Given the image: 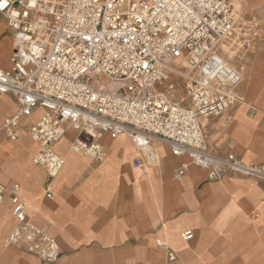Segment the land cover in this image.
Listing matches in <instances>:
<instances>
[{
    "label": "built area",
    "instance_id": "built-area-1",
    "mask_svg": "<svg viewBox=\"0 0 264 264\" xmlns=\"http://www.w3.org/2000/svg\"><path fill=\"white\" fill-rule=\"evenodd\" d=\"M0 16L13 39L11 70L0 66V96H14L17 106L0 135L15 141L21 122L42 111L26 133L38 146L32 163L45 171L47 198L64 165L54 146L68 131L70 151L96 162L105 158L103 137L126 136L142 155L158 142L210 181L227 170L260 180L264 192L262 172L209 152L201 130L203 119L240 102L242 76L222 47L247 50L261 33L259 21L235 14L229 0H0ZM133 166L145 168L140 156ZM7 194L15 224L2 246L56 263L58 243L27 219L19 186L0 184V203ZM157 245L175 259L164 242Z\"/></svg>",
    "mask_w": 264,
    "mask_h": 264
},
{
    "label": "crops",
    "instance_id": "crops-1",
    "mask_svg": "<svg viewBox=\"0 0 264 264\" xmlns=\"http://www.w3.org/2000/svg\"><path fill=\"white\" fill-rule=\"evenodd\" d=\"M235 1L243 19L259 21L261 33L245 52L246 64L236 88L240 102L220 116L203 119L201 130L209 152L218 157L233 154L242 165L254 166L264 174V0ZM229 2L235 8L232 0ZM12 42V32L0 16V66L7 71L12 67ZM16 108L14 96H0V126ZM41 113L38 110L21 122L15 141L3 135L0 141L32 148L34 154L38 146L26 129ZM68 135L54 146L64 158V165L51 182L50 198L46 197L42 167L32 163L41 174L37 179L19 159L4 156L0 161V184L6 188L19 186L27 219L57 241L61 257L78 249H108L126 241L130 246L146 241L155 242L156 261L195 264L201 241L217 231L218 220L212 218L219 217L233 225L240 224L244 232L264 235L260 180L224 170L218 180L210 181L207 172L189 164L186 155L174 156L169 146L158 142L142 155L126 136L116 140L103 137L105 158L96 162L71 152L72 132L68 131ZM63 143L67 144L66 151L60 147ZM138 156L144 169L133 166ZM183 164L188 167L177 176ZM14 224L7 194L0 203V264H43L15 247L2 246ZM185 231L193 233L192 240H182ZM158 240L174 253L173 261L167 259Z\"/></svg>",
    "mask_w": 264,
    "mask_h": 264
},
{
    "label": "rangeland",
    "instance_id": "rangeland-1",
    "mask_svg": "<svg viewBox=\"0 0 264 264\" xmlns=\"http://www.w3.org/2000/svg\"><path fill=\"white\" fill-rule=\"evenodd\" d=\"M232 2L235 6L234 13L241 16L239 4L235 0ZM222 50L225 62L241 73L246 64L245 52L248 49L223 46ZM60 147L63 151L67 150L65 143ZM33 150L24 149L18 143L0 141V161L4 156L19 159L25 169L31 171L30 175L38 179L41 174H38L39 169L32 164ZM212 219L218 220L217 231L208 240L201 241V248L194 259L195 264H264V235L244 232L240 224L233 225L225 218ZM128 242L120 243L116 248L78 249L72 255H62L56 264H165L153 258L155 242H134L132 246Z\"/></svg>",
    "mask_w": 264,
    "mask_h": 264
}]
</instances>
